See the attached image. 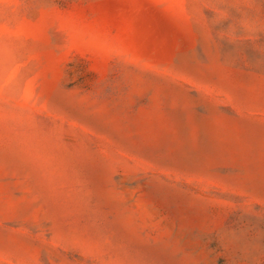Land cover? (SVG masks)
Instances as JSON below:
<instances>
[{
  "label": "rangeland",
  "instance_id": "rangeland-1",
  "mask_svg": "<svg viewBox=\"0 0 264 264\" xmlns=\"http://www.w3.org/2000/svg\"><path fill=\"white\" fill-rule=\"evenodd\" d=\"M0 264H264V0H0Z\"/></svg>",
  "mask_w": 264,
  "mask_h": 264
}]
</instances>
